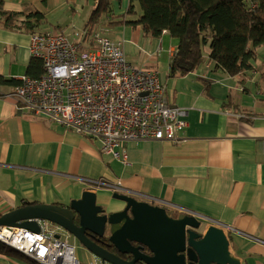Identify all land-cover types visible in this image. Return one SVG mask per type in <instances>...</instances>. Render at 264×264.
I'll return each mask as SVG.
<instances>
[{
  "label": "crops",
  "instance_id": "crops-1",
  "mask_svg": "<svg viewBox=\"0 0 264 264\" xmlns=\"http://www.w3.org/2000/svg\"><path fill=\"white\" fill-rule=\"evenodd\" d=\"M5 5L15 11L31 6L49 20L66 13L75 25L86 15L87 21L95 0H5ZM127 7L128 0L113 1L118 14ZM59 32L71 36L66 27ZM105 36L161 72L169 103L187 111L183 139L128 141L122 161L104 153L101 139L34 115L9 95L29 72L31 34L0 28V214L26 201L68 205L92 191L84 179H99L104 185L93 191L108 213L125 205L109 186L120 183V192L168 205L175 214L183 207L228 224L223 232L241 264H264V109L258 107L264 100L248 87L260 86L261 71L232 76L207 60L174 76L170 67L178 40L168 32L155 38L140 27L119 25ZM229 100L242 110L225 107ZM0 264L30 263L0 253Z\"/></svg>",
  "mask_w": 264,
  "mask_h": 264
},
{
  "label": "built area",
  "instance_id": "built-area-1",
  "mask_svg": "<svg viewBox=\"0 0 264 264\" xmlns=\"http://www.w3.org/2000/svg\"><path fill=\"white\" fill-rule=\"evenodd\" d=\"M83 43V36L77 41L63 32L31 34V56L43 62V74L22 75L9 95L34 115L101 139L104 153L122 161L128 141L183 139L180 132L187 126V111L169 103L158 69L147 67L142 56L126 54L121 43L101 31L90 46ZM84 180L92 191L104 185L99 179ZM109 186L120 192V183ZM177 210L223 231L230 227L183 207ZM36 221L38 231L0 227V241L41 264H113L90 251L88 263H83L68 231L49 220Z\"/></svg>",
  "mask_w": 264,
  "mask_h": 264
},
{
  "label": "trees",
  "instance_id": "trees-1",
  "mask_svg": "<svg viewBox=\"0 0 264 264\" xmlns=\"http://www.w3.org/2000/svg\"><path fill=\"white\" fill-rule=\"evenodd\" d=\"M113 1L95 0L86 21L84 41L93 43L97 31L105 35L119 25L140 27L146 36L155 38L166 31L178 40L171 75H185L207 60L232 76L257 71V48L264 45V0H128L126 11L120 14L114 11ZM48 26L49 19L44 12L31 6L22 11L11 10L5 0H0V28L36 34L50 33ZM42 74L43 62L32 58L28 75L40 77ZM259 76L264 81V71ZM224 106L242 110L231 100ZM27 203L35 202L26 201L23 205ZM0 253L22 258L30 264H41L2 241Z\"/></svg>",
  "mask_w": 264,
  "mask_h": 264
},
{
  "label": "water",
  "instance_id": "water-1",
  "mask_svg": "<svg viewBox=\"0 0 264 264\" xmlns=\"http://www.w3.org/2000/svg\"><path fill=\"white\" fill-rule=\"evenodd\" d=\"M113 197L125 205L111 213L97 202L95 191H84L68 205L27 203L1 213L0 227L38 231L36 219L49 220L63 227L88 251L113 264H135L138 260L146 264H241L231 250V238L221 228L202 224L190 214L170 216L166 207L130 194L114 192ZM106 232L120 252L134 255L132 261L121 259L94 240ZM145 247L151 255L143 252Z\"/></svg>",
  "mask_w": 264,
  "mask_h": 264
},
{
  "label": "rangeland",
  "instance_id": "rangeland-1",
  "mask_svg": "<svg viewBox=\"0 0 264 264\" xmlns=\"http://www.w3.org/2000/svg\"><path fill=\"white\" fill-rule=\"evenodd\" d=\"M86 18H87V15L84 18L80 19V22H77L75 23V25H73L71 21V17H69L68 14L64 13V16L60 17V20H58L57 16L53 17V19H50L48 27L50 30H52V33H58L60 28L66 27L69 30V34L75 40L81 41L82 36H83V26L86 21ZM169 35L172 37L171 34ZM204 50H205V54L207 55L208 47L206 46ZM257 51H258L259 58L258 60L255 61V65L259 70L264 71V45L258 47ZM261 85L263 86V89ZM248 87L251 88L252 93L258 94L260 99L264 100V91L261 92V89L264 90V81L261 80L260 86L254 82H251L248 84ZM263 103L264 101H258V107L261 109H264ZM75 242L77 245V255L80 261H82L83 263H88V255L90 254V252L79 241H75Z\"/></svg>",
  "mask_w": 264,
  "mask_h": 264
},
{
  "label": "flooded vegetation",
  "instance_id": "flooded-vegetation-1",
  "mask_svg": "<svg viewBox=\"0 0 264 264\" xmlns=\"http://www.w3.org/2000/svg\"><path fill=\"white\" fill-rule=\"evenodd\" d=\"M167 212L170 216H178L179 214H174V212H171L168 208H167ZM76 223L79 224V219L77 218L75 220ZM94 240L100 244L101 246H103L104 248H106L107 250H109L111 253H113L114 255L120 257L121 259L125 260V261H132L134 259V255L130 254V253H122L120 252L115 246H113L111 244V242L109 241V234L108 232L105 233V236L103 237H99V236H95ZM134 245H139V243L137 242H133ZM188 246V245H187ZM143 252L147 253V254H152L151 251L145 247V249L143 250ZM135 264H146L144 261L142 260H138L135 262Z\"/></svg>",
  "mask_w": 264,
  "mask_h": 264
}]
</instances>
